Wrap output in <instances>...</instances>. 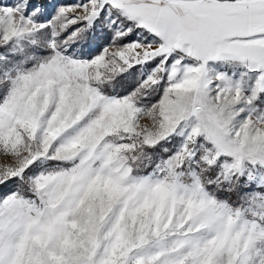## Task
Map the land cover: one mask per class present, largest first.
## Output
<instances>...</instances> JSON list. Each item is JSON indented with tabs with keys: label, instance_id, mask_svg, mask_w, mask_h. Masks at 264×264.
I'll return each instance as SVG.
<instances>
[{
	"label": "snow or ice",
	"instance_id": "snow-or-ice-1",
	"mask_svg": "<svg viewBox=\"0 0 264 264\" xmlns=\"http://www.w3.org/2000/svg\"><path fill=\"white\" fill-rule=\"evenodd\" d=\"M51 7L0 2V264H264V0Z\"/></svg>",
	"mask_w": 264,
	"mask_h": 264
},
{
	"label": "rangeland",
	"instance_id": "rangeland-1",
	"mask_svg": "<svg viewBox=\"0 0 264 264\" xmlns=\"http://www.w3.org/2000/svg\"><path fill=\"white\" fill-rule=\"evenodd\" d=\"M46 2V1H45ZM78 2H81V0H65V1H61V0H57L56 1V3H54V5H71V4H74V3H78ZM53 5V4H52ZM53 12H54V10H53ZM52 12V13H53ZM101 42H103L102 40H101ZM123 89H122V86H121V84H117L116 85V91L117 92H120V91H122Z\"/></svg>",
	"mask_w": 264,
	"mask_h": 264
},
{
	"label": "trees",
	"instance_id": "trees-1",
	"mask_svg": "<svg viewBox=\"0 0 264 264\" xmlns=\"http://www.w3.org/2000/svg\"><path fill=\"white\" fill-rule=\"evenodd\" d=\"M45 1H47V0H35V2L43 4L46 7V9H47V13L51 14L53 12V8H51V7L48 8L47 4L45 3ZM0 2L12 3V0H0Z\"/></svg>",
	"mask_w": 264,
	"mask_h": 264
},
{
	"label": "crops",
	"instance_id": "crops-1",
	"mask_svg": "<svg viewBox=\"0 0 264 264\" xmlns=\"http://www.w3.org/2000/svg\"><path fill=\"white\" fill-rule=\"evenodd\" d=\"M56 1L57 0H47L45 3L47 4V7L50 8L52 4L54 5V3H56ZM61 1H65V0H61ZM51 8H53V7H51Z\"/></svg>",
	"mask_w": 264,
	"mask_h": 264
}]
</instances>
